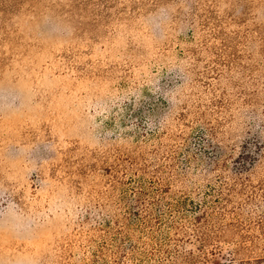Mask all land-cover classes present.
<instances>
[{
  "label": "rangeland",
  "instance_id": "obj_1",
  "mask_svg": "<svg viewBox=\"0 0 264 264\" xmlns=\"http://www.w3.org/2000/svg\"><path fill=\"white\" fill-rule=\"evenodd\" d=\"M0 264H264V0H0Z\"/></svg>",
  "mask_w": 264,
  "mask_h": 264
}]
</instances>
